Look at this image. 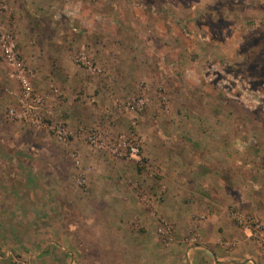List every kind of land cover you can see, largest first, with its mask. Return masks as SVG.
I'll use <instances>...</instances> for the list:
<instances>
[{
  "label": "rangeland",
  "instance_id": "rangeland-1",
  "mask_svg": "<svg viewBox=\"0 0 264 264\" xmlns=\"http://www.w3.org/2000/svg\"><path fill=\"white\" fill-rule=\"evenodd\" d=\"M2 35L15 60L0 44V156L45 160L77 264H153L176 237L197 249L201 196L228 203L264 257L249 223L264 225V0H0ZM90 130L136 133L142 161L94 147ZM8 249L0 264H54Z\"/></svg>",
  "mask_w": 264,
  "mask_h": 264
},
{
  "label": "crops",
  "instance_id": "crops-1",
  "mask_svg": "<svg viewBox=\"0 0 264 264\" xmlns=\"http://www.w3.org/2000/svg\"><path fill=\"white\" fill-rule=\"evenodd\" d=\"M10 147L4 145L2 149ZM46 164L43 158H29L24 155L0 156V214L3 212V208L8 212V217L11 214L5 228L7 229V236L0 239V246L9 247L4 256L11 259H13V253H16L15 246H23L24 249L27 248L28 250L24 253L29 255V259L52 260L54 264H65L63 263L65 261L66 264H77L78 259L75 254L68 251L69 248L77 245V239L64 236L63 219L55 204L56 200H49L50 202L46 200L48 197L55 198L60 193V189H55L56 185L55 187L51 186L52 178L46 171ZM15 180L23 181L22 185H16ZM15 197H19V200ZM173 197L172 191L165 190V198L168 202L169 200L172 201ZM201 197H204L206 201L202 207L205 208L207 218L197 227L200 235V246L188 251V245L184 249L180 247L181 244L185 246L184 239L176 237L173 241L174 245L167 248L165 252H154L152 249L151 253L146 255L150 262H154L153 264H264V257L261 256L249 237V231L239 227L231 218L227 207L228 203L217 204L215 200H210L205 196ZM31 200H35L34 205L30 204ZM165 205H159L158 210L169 209ZM144 212L150 215V212ZM174 212L173 216L168 215V217L174 221L177 219L180 229L181 227L188 228L187 221H189L191 214L186 220L180 222L182 221L180 215L175 216ZM48 213L59 214V216L53 218L51 224H48L46 219ZM144 217L147 218L146 215ZM149 218L151 221L154 220L150 216ZM2 224L3 220L0 219V227ZM19 228L28 229V231L25 235L20 234L18 236L16 229ZM11 229L13 232H9ZM11 234L16 235L15 238H12ZM230 242L234 243V246L230 247L228 245ZM125 244L128 245L127 240ZM134 244L137 245L138 243ZM177 244L178 246H176ZM139 251L137 250L135 255L136 261L144 257V249L141 248ZM147 258L144 257V259ZM128 259L132 258L129 257Z\"/></svg>",
  "mask_w": 264,
  "mask_h": 264
},
{
  "label": "built area",
  "instance_id": "built-area-1",
  "mask_svg": "<svg viewBox=\"0 0 264 264\" xmlns=\"http://www.w3.org/2000/svg\"><path fill=\"white\" fill-rule=\"evenodd\" d=\"M0 44L3 46L4 50L8 53V57L11 60H15V57L11 54L14 48V44L11 41V37L2 35L0 37ZM84 63L86 65H89L91 68L93 67L92 66L93 64L87 60L84 61ZM24 89H25L26 97L30 96L31 95L30 88L27 85H24ZM37 101L41 102V99L37 98ZM129 105H131V103H129ZM58 132H61L60 129H58ZM88 140L94 147L101 149L107 148L111 153H113L116 156L124 157V158H134L137 159L138 161H142L143 159L142 145L136 133L128 134L127 136H122L121 138L114 139L108 137L100 130H90L88 132ZM234 217L240 223H245L244 217L238 212H235ZM249 223L251 224V229H250L251 235L254 237L256 242H258L264 249V225L257 219H251ZM192 240L194 241V239Z\"/></svg>",
  "mask_w": 264,
  "mask_h": 264
}]
</instances>
